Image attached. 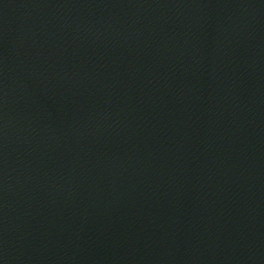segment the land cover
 <instances>
[{
  "label": "water",
  "instance_id": "obj_1",
  "mask_svg": "<svg viewBox=\"0 0 264 264\" xmlns=\"http://www.w3.org/2000/svg\"><path fill=\"white\" fill-rule=\"evenodd\" d=\"M0 264H264V0H0Z\"/></svg>",
  "mask_w": 264,
  "mask_h": 264
}]
</instances>
